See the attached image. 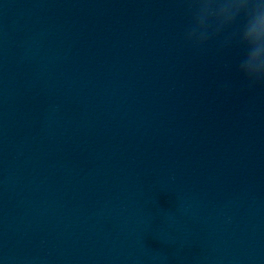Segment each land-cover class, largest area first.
Returning a JSON list of instances; mask_svg holds the SVG:
<instances>
[{"label":"clouds","instance_id":"9594fccd","mask_svg":"<svg viewBox=\"0 0 264 264\" xmlns=\"http://www.w3.org/2000/svg\"><path fill=\"white\" fill-rule=\"evenodd\" d=\"M189 19L186 45L201 50L218 41L219 49L239 45L245 57L238 73L249 87L264 83V0H178Z\"/></svg>","mask_w":264,"mask_h":264}]
</instances>
